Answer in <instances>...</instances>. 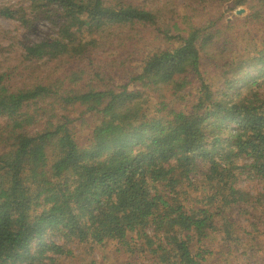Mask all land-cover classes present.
<instances>
[{
	"label": "trees",
	"instance_id": "16d2710c",
	"mask_svg": "<svg viewBox=\"0 0 264 264\" xmlns=\"http://www.w3.org/2000/svg\"><path fill=\"white\" fill-rule=\"evenodd\" d=\"M0 19V264H65L48 234L113 241L116 264L231 262L252 235L264 264V189L242 187L264 184V0H0Z\"/></svg>",
	"mask_w": 264,
	"mask_h": 264
},
{
	"label": "rangeland",
	"instance_id": "374dc122",
	"mask_svg": "<svg viewBox=\"0 0 264 264\" xmlns=\"http://www.w3.org/2000/svg\"><path fill=\"white\" fill-rule=\"evenodd\" d=\"M186 6V5H185ZM184 6V7H185ZM176 12H181V10L177 9L176 11H173L172 14H176ZM16 25L14 22H11L6 19H0V28L4 30L9 31H16ZM35 34L31 38V40L40 41L42 38L46 37V33L53 32L55 28L52 27V23H45L43 24H37V27L34 29ZM33 34V33H32ZM243 35L241 32L237 34V36ZM250 34V39H245L242 41V43L245 46H248V44H251L254 40V45L261 46V41L257 40V37L255 39L252 38ZM249 36H246L244 38H247ZM264 93V91H263ZM86 134L89 133V131L86 130ZM246 191L252 192L254 195H259L264 189V184H261L260 182H257L253 177H248L247 181L242 185ZM193 191L189 193L187 197L192 194ZM186 198V197H185ZM195 199L193 198L190 203H193ZM248 216V215H245ZM250 217H246L244 220L249 219ZM259 228L261 230H264V226L260 225ZM150 232L149 230H147ZM239 231L246 232L249 234V230L245 228L244 226H240ZM252 235L248 239L244 241V255L245 256H237V258H234L233 261L228 262V258L221 257V258H208L209 264H248V260H251L252 254L256 251L253 245L251 244ZM131 238H135L134 236H131ZM242 237L240 238V240ZM47 242H55L57 245L65 248L68 250V253H60L59 255L56 254H49L52 258H60L61 260H64L65 264H116L119 260H123V257H120L117 254V246L116 243L113 241H108L104 245H98L95 246L92 243H79L78 241H68L64 237L58 235V236H52L48 234L46 236ZM220 240V239H219ZM140 260L142 259V256L146 255H140ZM261 261H264V253L262 257L260 258Z\"/></svg>",
	"mask_w": 264,
	"mask_h": 264
},
{
	"label": "water",
	"instance_id": "95a60500",
	"mask_svg": "<svg viewBox=\"0 0 264 264\" xmlns=\"http://www.w3.org/2000/svg\"><path fill=\"white\" fill-rule=\"evenodd\" d=\"M245 13V10H241V11H239L237 14L238 15H243Z\"/></svg>",
	"mask_w": 264,
	"mask_h": 264
}]
</instances>
